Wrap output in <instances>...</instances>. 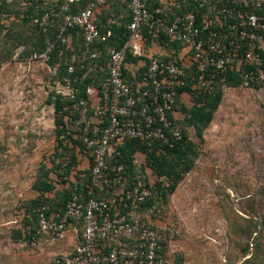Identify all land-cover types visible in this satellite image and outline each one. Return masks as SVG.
I'll return each mask as SVG.
<instances>
[{"label":"built area","instance_id":"obj_1","mask_svg":"<svg viewBox=\"0 0 264 264\" xmlns=\"http://www.w3.org/2000/svg\"><path fill=\"white\" fill-rule=\"evenodd\" d=\"M76 1L63 0L58 10L45 11L35 19L42 31L47 32L55 18L63 14L55 38L46 37L45 49L29 55V61L48 60L56 41L65 42L64 33L74 26L81 28L83 36L81 60L101 55V50L92 45L106 40L112 33L110 30L100 32L93 13L110 0H93L81 11L67 13L68 4ZM251 1L254 9L261 6V0ZM205 4L208 16L201 23L197 22L194 12L177 13L167 23L171 10H181L182 0H129L131 19L126 25L127 41L120 48L115 45L108 48L107 77L97 86H88L87 97L73 102L66 117L72 120L69 128L73 130V136L91 157V182L86 193L73 189L65 206L50 216L39 210L35 236L47 235L51 241H67L70 246L67 252L52 256L50 264H173L163 251L169 241L168 226L156 225L148 217V223L155 227L142 223L143 204L151 195L150 186L142 179L125 188L123 166L116 162L114 151L126 139H140L149 145L161 142L169 146L181 139L184 114L177 99V87L184 85L182 77L192 63L196 65L197 81L193 87L196 95L207 84L208 76L226 71L233 63L251 66L243 73L244 85L249 86L250 82L264 84L263 18L253 11L241 23L230 24L229 28L233 29L230 34H223L216 27L222 26L221 16L224 19L232 16V9L225 3L217 6L212 0L200 2V6ZM144 28L163 32L172 40L183 42L182 51L187 53V63L179 62L176 57L163 59L147 54ZM126 50L138 58H147L139 81L123 78L122 62ZM143 63L144 60L139 64ZM73 70L70 65L68 71ZM56 92L62 98L75 100L77 89L66 79ZM105 120L107 123L102 126ZM62 139L70 150L67 152L59 146L57 151L63 155L55 160L65 166L71 159L73 145L69 138Z\"/></svg>","mask_w":264,"mask_h":264},{"label":"rangeland","instance_id":"obj_2","mask_svg":"<svg viewBox=\"0 0 264 264\" xmlns=\"http://www.w3.org/2000/svg\"><path fill=\"white\" fill-rule=\"evenodd\" d=\"M14 3L3 11L15 17L0 23V264H35V250L50 258L48 236L29 237L35 219L25 210L40 193L39 175L57 177V115L48 103L56 68L29 61L27 52L39 42L35 25L19 17L28 4ZM219 87L208 126L186 127L195 151L191 169L148 217L168 226L173 263L264 264V84ZM136 158L145 163L144 155ZM78 162L86 167L81 156ZM145 177L154 180L149 167Z\"/></svg>","mask_w":264,"mask_h":264},{"label":"trees","instance_id":"obj_3","mask_svg":"<svg viewBox=\"0 0 264 264\" xmlns=\"http://www.w3.org/2000/svg\"><path fill=\"white\" fill-rule=\"evenodd\" d=\"M93 0H78L76 2L68 4L67 13H77L92 2ZM202 0H182L181 10H171L167 23L171 22L177 13L186 14L188 12H194L197 16V22L201 23L203 19L208 16L206 4L200 6ZM217 6L225 3L226 6L232 9V16L224 19L221 16L222 26L216 27L221 33L230 34L233 29L229 28V25L239 24L243 21L244 17L255 11L264 20V0H261V6L258 9H254L252 1L236 3L234 0H212ZM129 0H110L103 6H99L94 10L93 18L101 33L107 30L111 31V35L104 41L94 43L93 48L101 50V55L98 58L91 60H81V50L84 48V41L81 32V28L78 26L70 27L64 33L65 42L61 39L55 43L54 50L50 53L48 60L44 61L49 66L56 68V82L52 95L54 96L53 102L48 100V103H52L54 107L55 116L54 122L56 126V142L55 157H61L57 151L59 146H63L68 152L70 148L68 145L63 144L62 138H69L72 141L71 159L65 166L61 162H54L55 172L57 174L56 179L49 181L48 172H43L39 175L35 187L40 191L39 195L30 201L29 207L26 208V213H31L35 225L31 227L30 238L34 237L38 229V214L39 210H43L46 216H50L51 213L59 211L63 208L66 202L72 197L73 189L77 191H86L89 188L91 182V157L88 156L84 150L83 144H81L74 136L73 130L69 128L71 118L66 119L64 117L69 116L72 109V103L76 100L86 98V88L90 85L97 86L100 81L105 80L108 75V63L109 54L108 48L112 45L120 48L128 39L129 31L126 29V25L130 22L131 11L128 6ZM63 5V0H56L48 7H40L39 0H30L28 4L27 12L32 15L33 19L40 17L45 11L51 9H59ZM155 5H161L156 3ZM5 8L4 0L1 1L0 10ZM63 14L55 18V20L48 26L47 32H43L42 29L35 22V31L37 33L38 41L34 50L28 51V55L34 52H41L45 49L46 37L55 38L58 33L59 25L62 21ZM143 36L145 38L144 50L147 54H153L163 59L170 57H176L179 62L181 59L180 51L184 47V43L179 40H172L169 36L163 32H154L148 29H143ZM157 42L162 45L169 52L164 54H156L150 52L152 43ZM245 50L242 49L241 54ZM30 52V53H29ZM26 53V51H25ZM124 61L122 62L123 78L125 81L141 80L142 73L147 65L146 56L138 58L133 56L128 50L125 52ZM192 55V51L189 52ZM72 56H74L72 58ZM5 58L0 55V63ZM142 60L143 64H139ZM73 65L74 70L68 71V67ZM132 65H139L138 68H134ZM251 66L241 63L240 66L236 63L228 65L226 71L220 72L214 76H208L207 84L202 89L201 93L196 95L194 85L197 81L196 65L190 64L185 69V75L182 77L184 85L177 87V99L180 104V110L183 112V124L182 137L175 141L173 146L156 142L152 145L146 144L140 139H126L120 145H118L114 151V157L116 162L123 166L124 183L123 186L128 188L138 181L145 179L146 183L151 188V195L147 198L143 204L144 218L142 223L145 225H152L148 223L147 217L152 214L156 209L157 202L167 199L169 194H172L175 187L182 180L183 174L188 172L193 163L192 156L195 154L193 141L189 138L186 127L192 125L196 130L208 126L211 122L213 112L217 108L221 99V88L219 84L225 83L231 86H241L244 84L245 79L243 73L250 69ZM66 79L71 83V86L77 89L76 99L71 100L57 94L56 90L60 84H65ZM248 85L260 86L263 84H256L250 82ZM216 86L218 88H216ZM186 93L190 96V102L187 103L183 99V94ZM51 95V96H52ZM93 112L90 110V115ZM107 121L105 120V125ZM63 136V137H62ZM62 137V138H61ZM79 155V156H78ZM137 155H144L145 163L137 161ZM81 156L85 168H81L78 164V158ZM114 162V160H110ZM74 167V168H73ZM149 167L154 180L145 177V169ZM58 179L60 184L55 181ZM55 182V183H53ZM56 185V188H55ZM60 185H62L60 187ZM77 186V188H75ZM55 190V191H54ZM46 192H54L53 196L46 195ZM116 199V203H118ZM150 220V218L148 217ZM151 221V220H150ZM168 244H165L164 253ZM173 264H181L178 260H175Z\"/></svg>","mask_w":264,"mask_h":264},{"label":"crops","instance_id":"obj_4","mask_svg":"<svg viewBox=\"0 0 264 264\" xmlns=\"http://www.w3.org/2000/svg\"><path fill=\"white\" fill-rule=\"evenodd\" d=\"M54 1H56V0H39V3H41L40 7L41 8L42 7L46 8V7L50 6ZM14 2H17V0H4L5 8H6V6L7 7L13 6L15 4ZM18 2L20 3V6L22 4H23L22 6H24L26 4H29L30 0H18ZM10 12H11V10H7V12H4L3 10L2 11L0 10V23H8V21L6 20L7 18H4V17L10 16L11 19H12L13 16L15 17V14L14 13L11 14ZM19 17L21 18L22 21H24V22L32 21L34 23V25H35V19H33L32 15H30L28 12H22L21 11L20 14H19ZM149 49H150V52H153V53H156V54H164V53L169 52L167 49H165L164 46L159 45L157 42L152 43L151 48H149ZM23 52H24V50H22L20 53H23ZM179 55L181 56V59L183 60V62L187 61L186 60L187 53H185V51L181 50ZM183 99H184L185 102H187L186 93L183 94ZM46 244L49 245L48 249L50 248L49 249L50 258L47 261L44 260V257L41 256V255H43L42 250H40V249L39 250H35V252H39L40 253V255H37V254L35 255V258H34L35 259V264H37V263L38 264H50L52 256H54L56 253H58V252H67L70 249L69 242H67V241L65 243L57 242V243L54 244V241H51L49 237H48V241H46ZM43 260H44V262H43Z\"/></svg>","mask_w":264,"mask_h":264}]
</instances>
